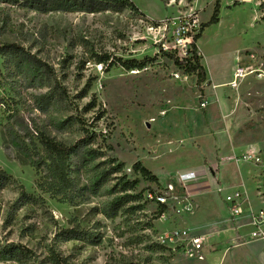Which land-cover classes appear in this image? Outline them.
<instances>
[{
	"label": "rangeland",
	"instance_id": "374dc122",
	"mask_svg": "<svg viewBox=\"0 0 264 264\" xmlns=\"http://www.w3.org/2000/svg\"><path fill=\"white\" fill-rule=\"evenodd\" d=\"M132 1L141 12L117 0L103 10L0 0V49L27 56L0 53V168L16 180L0 175V264H52V249L69 264H219V231L235 225L225 195L240 190L245 213L264 207V167L241 158L252 148L264 157V0H221L220 21L196 44L212 73L201 87L195 75L176 79L165 27L184 13L207 22L215 0ZM132 59L144 66H123ZM237 68L247 74L234 88ZM40 131L78 145L73 202L42 191L41 170L20 159L22 141L42 155ZM175 229L204 236L203 259L166 238Z\"/></svg>",
	"mask_w": 264,
	"mask_h": 264
},
{
	"label": "trees",
	"instance_id": "16d2710c",
	"mask_svg": "<svg viewBox=\"0 0 264 264\" xmlns=\"http://www.w3.org/2000/svg\"><path fill=\"white\" fill-rule=\"evenodd\" d=\"M104 1V0H103ZM101 0H74L73 5L78 6L79 10H83L85 8L90 9H107L108 3H103ZM122 4H127L131 6L134 10L139 11V8L132 0H117ZM106 2V1H105ZM87 4H92L90 7H87ZM220 14H221V0L214 1L213 12L210 19L205 22L201 23L200 32L195 36V43L193 44V49L191 51V55L179 59L176 56H173L167 52V55L172 56L174 60V64L184 72L194 74L197 77V84L198 86H202V84L207 80V73L204 65L201 63L202 56L199 55L198 47L196 42L201 38L202 33L204 32L205 28L211 24L218 23L220 21ZM264 20V16H263ZM0 53L2 56H14L17 63H21L27 61V56L24 51L18 47L17 45L11 44L7 45L0 49ZM123 66L128 69H135L144 66L143 62H140L136 59L124 61ZM204 88H202L203 90ZM1 102V101H0ZM11 128L5 129V134L7 137L17 138L14 136V133L11 131ZM32 145L36 148L35 141L33 137H29ZM38 142L42 145L43 153L42 155L37 152V148L34 149V152H31L30 146L22 141V148L24 154L27 158L20 157L21 161L27 162L31 165H34L37 169L41 170V175L39 178L38 186L39 188L47 192L53 196H59L65 198L69 202H73L75 198L78 196V190L76 183L74 181L72 175V156L75 151V148L78 145L69 146L64 142L58 141L55 138L51 137L49 134H46L43 131H40L36 136ZM37 156V157H35ZM135 169L141 171L143 175L151 177L153 180H157V177L151 173L149 169L142 166L140 161L136 162L134 165ZM0 175L2 178L5 179H13L12 176L8 175L3 169L0 168ZM16 182L15 179H13ZM21 187V198L28 199L30 196L25 191L24 186L20 185ZM161 210L163 211L164 205H160ZM65 233L69 234L70 236L79 235L82 231H78V229L71 228L64 231ZM84 233H82L83 235ZM5 252L12 253L14 255L25 254L24 251L19 250L17 247L8 246L4 247ZM26 252V251H25ZM50 261L52 264H69L65 257L59 255L55 250L52 249L51 254L49 256Z\"/></svg>",
	"mask_w": 264,
	"mask_h": 264
},
{
	"label": "built area",
	"instance_id": "2783aa9c",
	"mask_svg": "<svg viewBox=\"0 0 264 264\" xmlns=\"http://www.w3.org/2000/svg\"><path fill=\"white\" fill-rule=\"evenodd\" d=\"M166 30L169 32V37L163 44L164 49L173 53L179 59L186 58L191 55L193 44L195 43V36L200 32L201 22L198 15L194 13H184L172 20L166 25ZM197 44V42H196ZM201 55V53H198ZM253 72V71H252ZM247 72L243 68H237L234 72V78L229 82L231 87L236 88L239 85L240 79L243 78ZM176 79H190L191 75L183 70L181 72L174 73ZM263 74H260L262 76ZM261 150L258 151H246L241 158L253 162L255 165H261L264 167V157L261 155ZM239 160V159H238ZM172 188V186H170ZM214 190L218 193H223L227 190V187L217 184ZM147 197L151 200L155 199L158 203L166 202L165 193L149 192ZM245 200L243 193L238 190L233 193L225 195V202L229 206L231 217L237 220L243 216L242 204ZM246 217L248 218V224L252 225L250 232V239L264 240V207L257 212L250 211ZM166 238L170 241L174 239L180 240L177 242L185 243L186 251L190 257H197V259H203L202 254L204 236L190 233L187 230L175 229L167 234Z\"/></svg>",
	"mask_w": 264,
	"mask_h": 264
},
{
	"label": "crops",
	"instance_id": "0c3cea01",
	"mask_svg": "<svg viewBox=\"0 0 264 264\" xmlns=\"http://www.w3.org/2000/svg\"><path fill=\"white\" fill-rule=\"evenodd\" d=\"M207 72L212 78L208 69ZM258 150L262 149L252 148L248 151L255 152ZM245 212L241 218L235 220V225L224 227L219 231L226 235L225 240L218 241L222 244V257L219 264H264V240L250 239V232L253 227L247 223L246 215L248 212ZM244 218L247 221L240 223V220ZM246 227H250V230L246 231Z\"/></svg>",
	"mask_w": 264,
	"mask_h": 264
},
{
	"label": "bare ground",
	"instance_id": "6f19581e",
	"mask_svg": "<svg viewBox=\"0 0 264 264\" xmlns=\"http://www.w3.org/2000/svg\"><path fill=\"white\" fill-rule=\"evenodd\" d=\"M212 74V73H211ZM226 84H228V83H225V84H223V85H220V86H224V85H226Z\"/></svg>",
	"mask_w": 264,
	"mask_h": 264
}]
</instances>
